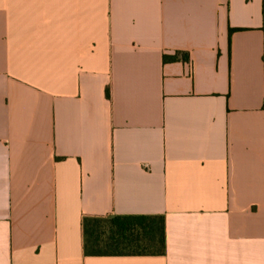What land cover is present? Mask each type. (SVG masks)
Segmentation results:
<instances>
[{
  "label": "crops",
  "instance_id": "1",
  "mask_svg": "<svg viewBox=\"0 0 264 264\" xmlns=\"http://www.w3.org/2000/svg\"><path fill=\"white\" fill-rule=\"evenodd\" d=\"M0 264H264V0H0Z\"/></svg>",
  "mask_w": 264,
  "mask_h": 264
},
{
  "label": "trees",
  "instance_id": "2",
  "mask_svg": "<svg viewBox=\"0 0 264 264\" xmlns=\"http://www.w3.org/2000/svg\"><path fill=\"white\" fill-rule=\"evenodd\" d=\"M178 53L165 60L178 59ZM107 95L111 97L107 88ZM85 255H163L166 251L163 215H84Z\"/></svg>",
  "mask_w": 264,
  "mask_h": 264
}]
</instances>
